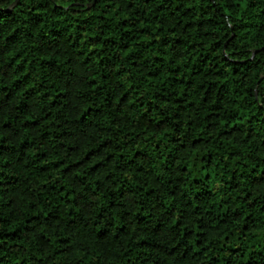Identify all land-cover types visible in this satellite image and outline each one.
I'll use <instances>...</instances> for the list:
<instances>
[{
    "label": "trees",
    "instance_id": "16d2710c",
    "mask_svg": "<svg viewBox=\"0 0 264 264\" xmlns=\"http://www.w3.org/2000/svg\"><path fill=\"white\" fill-rule=\"evenodd\" d=\"M15 1L0 264H264V0Z\"/></svg>",
    "mask_w": 264,
    "mask_h": 264
},
{
    "label": "water",
    "instance_id": "95a60500",
    "mask_svg": "<svg viewBox=\"0 0 264 264\" xmlns=\"http://www.w3.org/2000/svg\"><path fill=\"white\" fill-rule=\"evenodd\" d=\"M16 1H17V0H16ZM16 1H15V2H16ZM15 2H14L13 4H15Z\"/></svg>",
    "mask_w": 264,
    "mask_h": 264
}]
</instances>
